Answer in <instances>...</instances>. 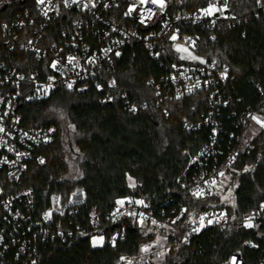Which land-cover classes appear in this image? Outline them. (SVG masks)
I'll return each instance as SVG.
<instances>
[{"label": "built area", "instance_id": "built-area-1", "mask_svg": "<svg viewBox=\"0 0 264 264\" xmlns=\"http://www.w3.org/2000/svg\"><path fill=\"white\" fill-rule=\"evenodd\" d=\"M124 1L36 0L34 12L26 10L2 24L4 45L10 51L31 54L41 65L20 69L4 60L0 50V264H14L13 259L31 256L38 240L72 236L73 222L65 224L77 214L84 197L81 190V194L75 191L63 204L57 194L51 205L40 211L34 189L17 186L29 163L47 161L44 149L57 135L54 126L24 124L20 106L46 99L60 89L82 92L91 86L108 89L105 100L111 101L109 89L115 87V81L107 71L127 46L141 45L149 56L162 60V71L149 79L159 105L196 94L207 97L201 118L184 123L187 131L207 129L208 134L179 176L177 194L199 201L212 198L219 179L228 176L227 190L232 189L233 197V166L241 153L251 152L252 141L264 130V87L256 84L262 96L259 108L241 106L231 94L235 85L229 67L201 57L190 47V35L185 33L193 26L213 31L222 21L236 23L228 11L229 0H208L205 7L174 13L168 12L166 0L163 7L152 0L131 7V0L127 5ZM256 17L264 18V0L258 4ZM146 103L132 102L128 110L138 112ZM249 130L257 133L249 138ZM179 196L178 206H171L169 200L162 203L168 210L139 197L120 200L105 216V225L111 229L109 241L124 240L126 225L165 230L189 243L206 228L226 230L242 225L256 232L264 222V202L237 217L222 206L233 205L234 197L229 202L219 197L220 205L194 212ZM87 220V227L75 226L77 234L104 230L95 209ZM245 245L254 247L252 241ZM223 264L253 263L235 251ZM256 264H264V254Z\"/></svg>", "mask_w": 264, "mask_h": 264}, {"label": "trees", "instance_id": "trees-1", "mask_svg": "<svg viewBox=\"0 0 264 264\" xmlns=\"http://www.w3.org/2000/svg\"><path fill=\"white\" fill-rule=\"evenodd\" d=\"M125 0L124 4H129ZM263 0H229L228 11L236 23L220 22L213 30L197 27L185 29L195 51L208 62L226 65L230 69L235 90L231 93L241 106H260L261 94L257 83L264 87V18H257L258 4ZM36 0H0L1 57L20 69L41 65L31 54L10 51L4 45L1 27L4 22L24 11L34 12ZM208 0H178L168 3V12L193 11L205 7ZM161 59L149 56L138 44L127 46L117 57L113 68L107 71L115 81L109 89L112 100L106 101L108 89L89 87L82 92L57 90L50 97L20 106L23 123L29 126H54L55 141L44 151L47 161L40 165L29 163L20 188H33L40 211L51 205L54 195H61L67 204L72 193L83 192V201L73 222V235L55 237L34 243L31 256L14 264H124L123 259L137 256L144 241L154 235L169 240L173 247L163 264H223L228 256L239 251L248 263L256 264L264 254V222L258 231L236 225L230 229L206 228L191 242H185L165 230H144L139 226H125V239L109 241L111 229L105 225L106 214L120 200L134 196L144 202L169 207V200L178 206V178L190 157L206 141L208 130L187 131L186 121H196L206 110L204 93L181 100L158 104L149 79L162 71ZM146 100L138 112H129L132 102ZM64 110L78 137L76 145L81 155L79 167L82 176L77 180L66 178L68 165L62 146V128L57 111ZM227 113V112H226ZM227 119V117H225ZM231 181L233 205L225 203L231 214H242L264 202V130L252 141L249 154L241 153L233 166ZM134 181V186L130 181ZM189 208L198 212L220 205V198L195 200L184 194L179 196ZM162 204V205H161ZM95 209L104 230L76 233L75 226L88 225V214ZM105 235L101 247H94L91 238ZM252 241L254 247L245 245ZM134 264H155L153 262Z\"/></svg>", "mask_w": 264, "mask_h": 264}, {"label": "rangeland", "instance_id": "rangeland-1", "mask_svg": "<svg viewBox=\"0 0 264 264\" xmlns=\"http://www.w3.org/2000/svg\"><path fill=\"white\" fill-rule=\"evenodd\" d=\"M145 1V0H131L130 7L134 5L135 2ZM167 2L174 0H166ZM178 1V0H175ZM193 44L190 45V47ZM187 54H191L192 51L186 50ZM193 53V52H192ZM264 113V112H263ZM60 121V125L62 128V146L65 155V160L68 165V172L66 178L68 180H77L82 176V171L79 167V159L81 155L79 154V150L76 145V140L78 134L68 118L67 113L64 110L57 111L56 115ZM257 133V130H249L247 132V136L252 138ZM130 185L134 186V181H130ZM220 186L217 188L216 196L232 201V189L227 190V182L228 176L221 177L219 179ZM79 193V190L76 191ZM83 195V193H82ZM146 230V229H145ZM149 230V229H147ZM105 235L97 234L91 238V244L94 247H101L105 241ZM173 247V244L167 240L165 237L160 235H154L152 238L146 240L142 244V248L140 253L134 257H127L123 259L124 264H134V263H145V262H153L155 264H163L170 251L176 248Z\"/></svg>", "mask_w": 264, "mask_h": 264}, {"label": "snow or ice", "instance_id": "snow-or-ice-1", "mask_svg": "<svg viewBox=\"0 0 264 264\" xmlns=\"http://www.w3.org/2000/svg\"><path fill=\"white\" fill-rule=\"evenodd\" d=\"M41 2H42V0H41ZM152 2H153V3H157V2H159V3H160V6L163 7V0H152ZM254 119H255V118H254ZM0 131H2V129H0ZM41 162H43V161H41ZM221 175H223V173H221ZM201 219H203V218H201ZM248 226L251 227L252 225L249 224Z\"/></svg>", "mask_w": 264, "mask_h": 264}, {"label": "water", "instance_id": "water-1", "mask_svg": "<svg viewBox=\"0 0 264 264\" xmlns=\"http://www.w3.org/2000/svg\"><path fill=\"white\" fill-rule=\"evenodd\" d=\"M79 194H81V191L79 190Z\"/></svg>", "mask_w": 264, "mask_h": 264}]
</instances>
